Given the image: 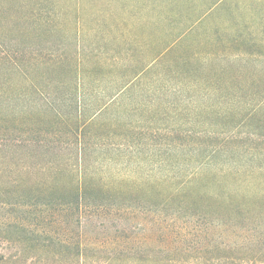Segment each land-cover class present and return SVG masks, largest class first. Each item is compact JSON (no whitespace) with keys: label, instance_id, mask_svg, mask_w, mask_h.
<instances>
[{"label":"rangeland","instance_id":"1","mask_svg":"<svg viewBox=\"0 0 264 264\" xmlns=\"http://www.w3.org/2000/svg\"><path fill=\"white\" fill-rule=\"evenodd\" d=\"M209 84L220 88H201ZM263 97L264 0H0V213L19 214L4 202L20 180L32 189L75 180L36 170L75 167L82 137L98 154L92 134L127 143L117 163L100 156L106 178L176 179L208 129L196 118L230 129L234 107ZM93 158L85 164L98 166ZM75 218L61 228L77 233Z\"/></svg>","mask_w":264,"mask_h":264},{"label":"trees","instance_id":"2","mask_svg":"<svg viewBox=\"0 0 264 264\" xmlns=\"http://www.w3.org/2000/svg\"><path fill=\"white\" fill-rule=\"evenodd\" d=\"M201 88L210 92L220 87ZM202 108L197 105L194 111L213 109L211 104ZM234 108L237 120L230 129L223 122L211 128L196 118L195 125L207 123L208 129L196 140L193 166L179 168L176 179L162 182L110 180L100 156L107 166L117 163L127 143L96 141L92 134L97 154L94 148L87 150L83 137L75 139V167L58 163L36 170L43 176L72 174L75 180L39 181L34 189L20 180L16 199L4 202L19 214L0 213V264H72L74 257L77 264H264V97ZM112 151L114 157L107 156ZM91 156L98 166L85 164ZM23 168L30 170L27 164ZM23 188L29 189L27 199H22ZM74 216L75 234L62 229ZM52 226L56 229L50 236ZM53 239L54 246L46 244Z\"/></svg>","mask_w":264,"mask_h":264}]
</instances>
